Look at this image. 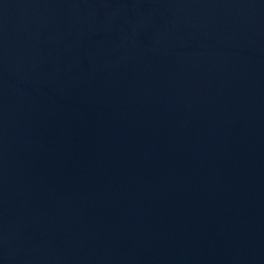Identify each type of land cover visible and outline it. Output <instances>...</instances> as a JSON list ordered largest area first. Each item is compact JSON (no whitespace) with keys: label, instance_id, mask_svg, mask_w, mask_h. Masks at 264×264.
Masks as SVG:
<instances>
[{"label":"water","instance_id":"1","mask_svg":"<svg viewBox=\"0 0 264 264\" xmlns=\"http://www.w3.org/2000/svg\"><path fill=\"white\" fill-rule=\"evenodd\" d=\"M0 264H264V0H0Z\"/></svg>","mask_w":264,"mask_h":264}]
</instances>
